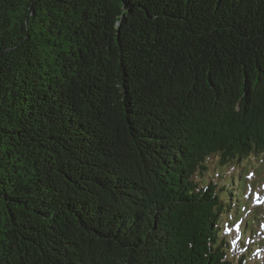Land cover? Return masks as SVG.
I'll list each match as a JSON object with an SVG mask.
<instances>
[{
    "label": "trees",
    "instance_id": "obj_1",
    "mask_svg": "<svg viewBox=\"0 0 264 264\" xmlns=\"http://www.w3.org/2000/svg\"><path fill=\"white\" fill-rule=\"evenodd\" d=\"M254 153L264 0H0V264H243Z\"/></svg>",
    "mask_w": 264,
    "mask_h": 264
},
{
    "label": "rangeland",
    "instance_id": "obj_2",
    "mask_svg": "<svg viewBox=\"0 0 264 264\" xmlns=\"http://www.w3.org/2000/svg\"><path fill=\"white\" fill-rule=\"evenodd\" d=\"M197 177L205 185L212 182L225 189L223 193L234 202L225 214L224 233L234 245V256L243 264H264V154L226 165L215 158Z\"/></svg>",
    "mask_w": 264,
    "mask_h": 264
}]
</instances>
